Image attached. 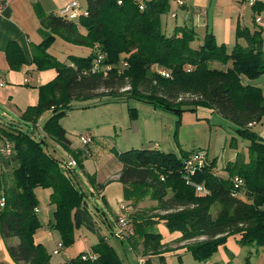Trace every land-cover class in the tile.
Wrapping results in <instances>:
<instances>
[{
  "label": "trees",
  "instance_id": "obj_1",
  "mask_svg": "<svg viewBox=\"0 0 264 264\" xmlns=\"http://www.w3.org/2000/svg\"><path fill=\"white\" fill-rule=\"evenodd\" d=\"M85 4L87 15L77 20L59 12L39 17L43 39L33 46L30 64L37 71L54 70L56 75L37 87L38 101L25 109L21 119L37 128L39 118L50 111L51 116L41 130L44 135L36 139L32 131L12 125L0 128V141L8 142L12 150L9 156L0 155L1 197L5 200L0 210V234L4 240H19L17 245L7 248L12 261L50 262L44 247L34 241L41 228L36 188L52 192L51 202L56 209L49 227L58 231L62 247L74 244L76 229L95 231L99 210H90L84 192L75 186L74 168L68 167L67 162L60 165L43 150L42 143L44 138L59 142L82 170V152L70 149L59 119L75 101L108 98L103 103L106 104L110 103L109 98L117 103L123 97L179 119L184 112L198 108L212 110L235 126L240 139L249 142L245 153L237 152L235 159L223 167L225 175L218 171L217 160L209 159L204 152V166L187 176L184 162L195 149L182 150L179 156L156 148L115 151L121 164L118 181L125 188V200L136 205L148 197L157 203L151 212L161 213L148 217L139 212L129 215L134 225L130 224L132 235L127 241L136 251L141 248V255L147 257L145 264H150V257L166 251L161 235L145 226V218L163 221L170 233L178 232L177 241L190 242L185 250L199 263L209 260L232 236L238 237L237 243L242 247L264 250V140L251 130L264 118V94L260 87L250 83L264 74L263 27L255 22L264 4L253 0L251 9L258 30L238 24L236 42L229 52L225 44H217L211 31L206 30L198 47L192 45L197 40L193 27L176 26L172 34H165L161 16L168 12L169 0H85ZM79 28L86 34L82 35ZM56 38L91 52L86 57L71 56L68 63L60 62L48 52ZM6 59L15 71L27 64L15 43L8 45ZM214 63L226 69L213 67ZM100 104L99 101L93 107ZM129 111L135 120V110ZM229 145L237 150L234 137ZM87 179L94 186L93 176ZM198 187L205 192H199ZM102 213L106 220L105 212ZM142 219L144 223L138 224ZM112 223L115 225L116 220ZM68 264L123 261L100 236L89 254L80 253Z\"/></svg>",
  "mask_w": 264,
  "mask_h": 264
},
{
  "label": "rangeland",
  "instance_id": "obj_2",
  "mask_svg": "<svg viewBox=\"0 0 264 264\" xmlns=\"http://www.w3.org/2000/svg\"><path fill=\"white\" fill-rule=\"evenodd\" d=\"M182 1L184 6L189 5V7H192L195 5L190 0ZM254 1L264 4V0ZM209 2L211 11L210 9L208 10V7L204 8L209 11L208 31L212 32L217 44H225L228 52L236 42L235 28L238 24L249 28L251 31H254V29L258 30L257 25L253 21L254 13L251 9L253 0H209ZM79 3L82 9L86 8L85 0H79ZM169 5L168 12L161 16L162 31L167 35L172 34L176 26L184 25L182 11H178L177 20H173L170 17V14L176 12L177 8H183L184 6L178 7L174 0H169ZM257 16L264 17V8ZM189 17L186 20V26L194 28L197 40L192 45L198 47L202 43L207 28L201 23L195 27L192 14L189 13ZM261 38L263 41L264 61V27ZM49 50L56 56L57 60L63 63H68V59L71 56L86 57L89 52L86 47L72 45L59 38L55 39ZM213 67L226 69V67L217 63H214ZM31 83L33 82H30L29 85L34 84ZM250 83L260 87L264 94V74L255 80H251ZM107 99L103 98L102 100H89L86 102L75 101L71 104V109L66 115L59 119V124L65 130L66 137L71 142L72 147L82 149L81 152L89 150L92 153L91 157L83 160L85 172H83V167L82 170L77 165L74 168L73 171H75L76 177L73 178V182L78 189L84 192L85 200L90 209L94 210V212H97V209L99 210L100 217L96 220L95 231H90L86 228L76 229L74 244L69 248H57L55 242L61 243V237L56 229L49 227V224L53 223V214L56 209L51 202L52 192L50 189L36 188L35 193L38 201L37 217L41 224L40 231L38 230L36 234L40 240H44L42 246L50 256L49 264H68L80 253L89 254L91 246L98 243V237L100 236L103 237L109 247L113 248L119 259L123 261V264H136L135 254L127 244L129 241H121L116 237L115 225L112 223L113 216L104 210L102 202L97 196L98 194L92 189L88 182L87 174H85L87 172L91 173L89 176H93L94 183L95 177L99 181H102L105 177H114V174L121 168L115 151L124 152L133 148L150 149L154 148V144H156L161 151L179 156L180 152L184 151V148L181 149L180 141L184 143L193 142V144H198V146H195L197 149L194 148L195 151H203L207 153L209 159H216L218 171L220 174L225 175L223 166L227 163L228 158L235 151L245 153L249 145V142L240 139L235 134V126L218 113L211 114L208 119L198 120L200 116L208 113H204L205 111L202 109L197 111V109L195 112H184L179 119L172 113L154 109L152 106L134 99H125L123 97L121 102L113 103V98H109V100L111 99L110 103L103 104ZM99 101L101 104L93 107V104ZM130 109H134L136 112L135 120L131 118ZM21 115L22 113L10 108L7 104L1 105L0 128L6 129L7 125H12L30 133L32 131L33 137L39 139L43 134H41V127L37 126V128H34L26 124L22 121ZM178 120L179 123H177ZM251 130L264 140L261 137V135H264V118L260 123L253 125ZM83 134H91L92 136V142L88 146L83 145L79 140L80 135ZM233 137L236 139L237 150L229 147L230 140ZM42 148L47 154L58 160L60 165L63 166L68 161L69 153L59 142L51 138H44ZM188 150H192V148H188ZM73 160L75 161L74 158ZM150 209L146 210L151 212L152 209ZM102 211L106 214V220ZM144 220L148 221L146 223L148 227L155 222H150L149 218ZM42 228L47 229L45 231ZM233 241L230 239V242ZM236 244V249L231 246L233 250L227 244L219 247L218 251L203 263L196 262L190 253L180 249H177V251L167 249L155 257H150L149 260L150 264H264V250L262 248L256 246L242 247L237 242ZM56 248L59 253L54 254L53 251ZM137 252L145 260L140 253V247L139 249L137 248ZM223 257L228 259V261L224 262ZM9 260L4 259L0 250V263L15 264L12 259Z\"/></svg>",
  "mask_w": 264,
  "mask_h": 264
},
{
  "label": "crops",
  "instance_id": "obj_3",
  "mask_svg": "<svg viewBox=\"0 0 264 264\" xmlns=\"http://www.w3.org/2000/svg\"><path fill=\"white\" fill-rule=\"evenodd\" d=\"M190 1L192 3L193 2L195 3V5H193L195 7L193 6L189 7V5L186 4L187 6H184L183 8H177L175 10L176 12H174L176 14V18L174 19L172 18V19L177 20L179 13L178 11H182V19L184 25H186V20L190 18L189 17V13H190L192 14L195 27L199 23H201L203 24V26L207 28L208 31V23H207L209 19L208 10L210 9L211 6L209 0H190ZM71 2L79 3V0H0V80L3 82V84L0 86V106L7 104V106H9L10 108L17 110L19 113H23L27 107L34 106L36 104L38 100L37 87L46 84L47 82L51 81L53 77H55L56 72L54 70L37 71L35 69V66L30 64L32 61V48L33 46L41 43L43 39L40 30L41 29L39 22L40 15L57 14L59 10H61L64 6H66ZM207 7L208 10H205L204 8ZM200 10L206 11L205 17H199L197 15V13ZM79 32L82 35L86 34L83 28H79ZM10 43H15L21 49L27 62V64L23 65L19 70L16 71L11 70L9 68V64L6 59V50ZM88 50L89 52L86 56H88L91 52L90 49ZM48 52L52 56H54L49 49ZM54 57L56 58V56ZM30 82H33L34 84L31 83L33 85H29ZM200 109L205 111L204 113H208V114H203V116H200L198 120L208 119L211 114L216 113L213 112L212 110L204 109V108H198L197 111H199ZM50 116H51V112L47 111L39 118L37 122V126H40L41 130L43 128V125ZM261 137L264 139V135H261ZM180 144L182 146L181 149L184 148V151H189L188 148H192L193 150L194 148H196L195 146H198V144H193V142L184 143L183 141H180ZM154 148L158 149L156 144H154ZM70 149L78 150V151L82 150L80 148L78 149L73 148L71 144H70ZM84 152L85 151H82L83 159L92 156L91 151L88 150L89 155L84 154ZM236 153H237L236 151L232 153V155L228 158L227 163L235 159ZM69 156L70 154L68 155V157ZM82 166H83V172H85L84 161L82 162ZM73 168H76V166ZM120 171L121 168L114 174V177H105L103 180L99 178L102 181H99L95 177V184L94 186L91 185L92 189L96 191V194H98L97 196L100 198L104 210H106V212L110 213L113 216L112 220L113 221L116 220L117 217L122 212L130 213V214H135L139 212L142 215V217H148V216H152L153 214L159 213L158 211L149 212L148 210H146L149 208L153 209L157 206V203L155 201H151L148 197L139 201L136 205H133L132 201L125 200V196H124L125 188L118 181ZM85 174L89 176L91 173L87 172ZM156 220L157 219L155 218L151 219L150 222H154V221L155 222L151 224V226L149 225V228L153 232L161 235L162 237L161 242L164 245L163 250L171 249L177 251V249H180L182 251H186L184 246L187 245L188 242H178L177 240L178 238H180V234L178 232L170 233L166 229L163 221H156ZM143 221L144 220L142 219V220H138L137 222L139 224ZM131 225L134 224L132 223ZM146 225L147 224H145V226ZM42 229L45 230L47 228H42ZM230 239L231 241L232 240L234 241L230 242ZM34 241L35 243L41 245H43L44 242L43 239L40 240V238L37 236L36 233L34 235ZM237 241H238V237L232 236L227 239L226 244L230 246L229 248L232 249L231 246H233L236 249ZM18 243L19 240L17 238L4 240L2 236H0V250L5 260L11 259L7 250L8 246L17 245ZM58 243L59 242H55V246ZM127 244L135 254L136 264H141L140 261L143 259L141 258L139 253L135 249H133L134 247H132L130 242ZM144 258L145 260H143L144 263L142 264H145V261L147 260V257ZM227 261L228 259L224 258V262Z\"/></svg>",
  "mask_w": 264,
  "mask_h": 264
},
{
  "label": "built area",
  "instance_id": "obj_4",
  "mask_svg": "<svg viewBox=\"0 0 264 264\" xmlns=\"http://www.w3.org/2000/svg\"><path fill=\"white\" fill-rule=\"evenodd\" d=\"M178 7H183L184 2L182 0H174ZM141 2V1H140ZM120 3V2H119ZM141 5L142 2H141ZM140 10L143 9L142 6L139 7ZM59 14L61 16H64L70 20H77L80 16H86L87 12L85 9H82L81 5L78 2H71L64 6L61 10H59ZM199 17H205L206 11H199L197 13ZM171 18H176V14L172 13L170 14ZM255 22L261 26L264 27V17L257 16L255 18ZM126 66V64H124ZM163 76L168 77V74L163 72ZM3 84V82L0 80V86ZM1 136V135H0ZM79 140L83 145L88 146L92 142V136L91 134H83L80 135ZM88 151V150H87ZM85 151L84 154L89 155V152ZM12 153L11 145L8 142H2L0 141V155L2 156H9ZM205 153L203 151H194L192 152L184 162V170L186 172L187 176H192L196 171H198L200 168H202L205 164ZM67 166L70 168H73L76 166V162L73 160L71 156L68 157ZM197 190L201 193H204V189L202 187H198ZM5 206V200L3 197H0V210L4 208ZM115 235L116 237L123 241L127 240V238L132 235V229L130 225V219L129 215L126 212H122L116 219L115 223ZM57 248H62V245L58 243L56 245ZM55 249L53 251L54 254L59 253L58 249ZM140 263H144L143 260L140 261Z\"/></svg>",
  "mask_w": 264,
  "mask_h": 264
}]
</instances>
